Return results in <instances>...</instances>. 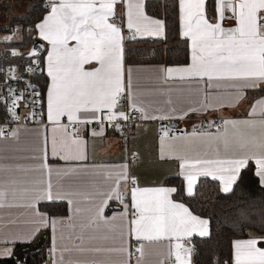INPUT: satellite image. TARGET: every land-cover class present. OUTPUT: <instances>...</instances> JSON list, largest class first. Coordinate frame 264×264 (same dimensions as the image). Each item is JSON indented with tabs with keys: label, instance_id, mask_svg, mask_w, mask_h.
Returning <instances> with one entry per match:
<instances>
[{
	"label": "crops",
	"instance_id": "0c3cea01",
	"mask_svg": "<svg viewBox=\"0 0 264 264\" xmlns=\"http://www.w3.org/2000/svg\"><path fill=\"white\" fill-rule=\"evenodd\" d=\"M147 1L45 0L34 32L43 123L0 135V260L42 236L43 264H194L187 241L208 236L209 222L164 181L179 177L193 196L208 178L229 193L252 163L264 188V96H248L264 86V0H178L188 62L127 64L123 29L165 36ZM120 89L141 114L127 143L107 126L121 116ZM216 120L219 131L193 130ZM128 177L136 187L121 201ZM45 202L66 203L67 214L49 217ZM231 264H264V235L234 239Z\"/></svg>",
	"mask_w": 264,
	"mask_h": 264
},
{
	"label": "trees",
	"instance_id": "16d2710c",
	"mask_svg": "<svg viewBox=\"0 0 264 264\" xmlns=\"http://www.w3.org/2000/svg\"><path fill=\"white\" fill-rule=\"evenodd\" d=\"M5 4V11L7 9ZM29 8L21 15L7 17L0 23V35L12 32L16 26L22 29V38L13 43H2L8 49H23L21 55L14 56L15 62L24 64L37 58L41 62L43 52L29 57V49L36 42L34 35L37 23L46 12L45 0H31ZM145 11L150 16L163 20L165 36L163 39H135L126 43L125 61L127 64H165L184 65L188 62V48L179 36L178 0H149ZM5 18V14L2 15ZM1 43V42H0ZM0 58V65L13 62ZM42 64V62H41ZM43 65V64H42ZM43 96L46 79L44 73L35 77ZM250 99L264 96V86L248 91ZM0 107V116H2ZM175 187L174 198L181 201L195 215L209 222V235L193 238L194 264H231V242L249 236V231L264 235V188L259 184L252 163L244 167L232 190L222 193L215 180L203 178L196 184L193 196L183 192V182L179 177H170L164 181ZM41 212L49 217L65 216L67 205L64 202H45L38 205ZM42 236L29 244L14 246L15 255L1 259L0 264H43L47 246L40 242ZM48 243V242H47Z\"/></svg>",
	"mask_w": 264,
	"mask_h": 264
},
{
	"label": "built area",
	"instance_id": "2783aa9c",
	"mask_svg": "<svg viewBox=\"0 0 264 264\" xmlns=\"http://www.w3.org/2000/svg\"><path fill=\"white\" fill-rule=\"evenodd\" d=\"M112 24H118L123 28V23L119 18L113 16ZM257 27L259 34H264V10L257 12ZM124 30L125 45L135 40V35L128 30ZM17 53L13 49H6L4 44L0 43V58L13 60ZM43 73V66L37 58L24 64L13 60L10 64L0 65V107L2 117L0 118V135L3 138H9L12 129L17 124L36 125L43 123V111L41 103V93L39 86L35 82V77ZM115 104L121 105V116L109 121L107 126L115 132L125 143L128 142L133 129L140 122V111L131 108L127 104V94L125 89H120L115 97ZM224 126L223 120L211 122L208 126L204 121L193 127V130L199 131L208 129L210 131H219ZM175 130H170L168 135H174ZM137 158L132 156L130 164H135ZM136 187V181L130 177L126 180L125 190L121 193L120 200L124 201ZM188 246L193 248L191 240L187 241ZM135 252V250H133ZM136 253V252H135Z\"/></svg>",
	"mask_w": 264,
	"mask_h": 264
},
{
	"label": "rangeland",
	"instance_id": "374dc122",
	"mask_svg": "<svg viewBox=\"0 0 264 264\" xmlns=\"http://www.w3.org/2000/svg\"><path fill=\"white\" fill-rule=\"evenodd\" d=\"M6 3L7 9L5 11V4ZM31 0H0V23L7 19V17H12L15 15H21L26 12V10L30 6ZM5 14V18L2 15ZM22 38V29L20 26H16L12 32H6L0 35V42L1 43H13L20 41ZM18 55L23 54V49H13Z\"/></svg>",
	"mask_w": 264,
	"mask_h": 264
},
{
	"label": "water",
	"instance_id": "95a60500",
	"mask_svg": "<svg viewBox=\"0 0 264 264\" xmlns=\"http://www.w3.org/2000/svg\"><path fill=\"white\" fill-rule=\"evenodd\" d=\"M38 49H39L38 42H34L33 45L31 46L30 50H29L28 56L33 57V56L40 54L41 51Z\"/></svg>",
	"mask_w": 264,
	"mask_h": 264
}]
</instances>
